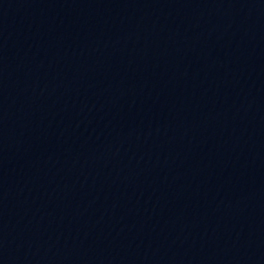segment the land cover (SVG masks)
<instances>
[{"label": "water", "instance_id": "obj_1", "mask_svg": "<svg viewBox=\"0 0 264 264\" xmlns=\"http://www.w3.org/2000/svg\"><path fill=\"white\" fill-rule=\"evenodd\" d=\"M0 264H264V0H0Z\"/></svg>", "mask_w": 264, "mask_h": 264}]
</instances>
